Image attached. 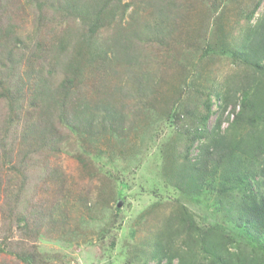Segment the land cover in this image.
Returning a JSON list of instances; mask_svg holds the SVG:
<instances>
[{
	"label": "trees",
	"instance_id": "16d2710c",
	"mask_svg": "<svg viewBox=\"0 0 264 264\" xmlns=\"http://www.w3.org/2000/svg\"><path fill=\"white\" fill-rule=\"evenodd\" d=\"M26 1L31 5L36 0ZM19 3L0 0V104H4L0 107V251L14 254L17 264H47L36 246L11 251L6 242L9 233L19 224L22 235L34 240L40 227L52 220L54 204L64 195L65 175L57 161L65 144L74 137L97 146L106 135L125 134L128 111L123 95L143 97L145 90L155 92V84L170 83L163 80L168 73L150 69L169 68L168 57L160 60L159 53L146 48L157 42L160 49L172 48V65L177 68L171 77L178 76L186 86L188 70L199 75V59L222 56L236 70L225 75L218 68L216 74L210 69L204 76L207 84L197 83L184 102L179 96L168 97L163 110L172 118L174 107H181L182 126L177 132L184 141L182 149L175 146L173 153H167L164 169L170 170L172 184L184 197L198 202L203 197L202 203L212 207L218 219L202 226L187 205H175L149 229L146 259L138 264H264V10L252 20L264 0H251L241 8V22L235 23L240 34L229 41L228 33L221 32V22L217 23L221 17L210 33L216 34L214 39L203 26L205 34L198 35L194 52L180 45L183 40L175 45L169 41L176 29L175 13L182 6L179 0H39V9L51 7L69 24L58 32L60 23H54L52 35L36 42L30 57L14 18ZM214 4L215 10L226 5L222 0ZM148 8L156 17L139 22L138 11ZM214 15L211 10L207 17L213 20ZM41 17L40 10L36 21L44 24ZM27 40L32 42L31 37ZM107 63L113 65L107 68ZM115 70L121 79L108 88ZM98 78L104 82L97 90ZM169 88L182 91L172 84ZM102 91L107 93L100 98ZM225 120L227 128H223ZM80 159L88 163L83 155ZM94 169L99 168L93 164L90 176L98 178ZM112 177H100L104 182L97 186V200H105ZM41 183L49 196L40 202L29 200L34 193L28 190ZM112 193L123 195L116 186Z\"/></svg>",
	"mask_w": 264,
	"mask_h": 264
},
{
	"label": "rangeland",
	"instance_id": "374dc122",
	"mask_svg": "<svg viewBox=\"0 0 264 264\" xmlns=\"http://www.w3.org/2000/svg\"><path fill=\"white\" fill-rule=\"evenodd\" d=\"M38 1L29 5L28 1L20 0L18 8L15 9L14 18L20 27L21 38L30 47V50L26 51L27 57L33 54L37 47L36 42L52 35L54 23H60L58 32H61L69 24L62 20L61 16L55 14L53 8L41 6L39 9ZM179 1L182 5L180 6L181 10L175 13V15L178 13V19L173 21L176 27L174 31L176 40L173 41V38L169 41L175 45L183 40L180 45L185 48L189 47L194 52L193 45L196 46L199 43L198 35L205 34L203 26L207 36H210L211 39L215 38L216 34L210 33H212V27H215L218 17H221L217 22H221L219 24L221 32L228 33L225 36L227 41L232 39V36L239 35L240 28L235 23L241 22L239 20L241 8L249 4L251 0H222L226 5H219L216 10L214 9L216 7L214 0ZM224 8L225 12L222 11ZM40 10L43 14L40 21H44V24L36 21ZM211 10L215 11L213 20H209L207 17ZM263 10L264 4L261 5L252 20L255 21ZM138 14L142 16L139 17V22L156 17L150 8L145 11L141 9ZM28 37H31L32 42L29 43ZM47 41L50 39L47 38ZM146 48L159 53L158 59L160 60L165 57L169 58V68L150 69L168 73V76L163 77V80H169L170 83L167 85L164 83L155 84V92L145 90L143 97L138 94L136 97L123 95L122 104L128 111L124 122V127L128 131L125 134H115L111 138L106 135V139H100L97 146H91L89 139L79 143L74 137L70 143L64 145L61 158L57 161L65 175L64 195L57 198L58 200L54 197V203L55 200L57 201L54 204L56 207L52 213L53 218L50 223L45 222L46 225L40 227L41 232L34 240L27 234L23 236L24 231L17 228L19 224H14L12 232L9 233L11 236L6 241L11 251H20L26 247L36 246V249L43 253L47 264H138L146 259L144 251L147 250L149 229L156 224L155 220L160 217L162 219L164 215L175 208V205H187L202 226H208L218 219L210 211L212 207L209 209L204 202L202 203L203 197L201 202L184 197L183 193L172 184L170 170L164 169L167 153H173L175 146L176 149L177 147L182 149L184 141L177 132L178 128L182 126L181 107L179 105L174 107L175 115L172 118H168L163 110L167 107L166 99L168 97L175 99L179 96L180 101L184 102L191 96L190 94L195 92L194 86L197 83L207 84L204 80L207 77L204 76L209 74L210 69L214 70V74H216L218 68L221 73L226 75L235 71L236 68L231 63L227 64L226 58L218 55L207 57L202 61L199 59L197 61L199 65L196 67L200 68L199 75L195 76L196 70L194 69L188 70L186 82L189 81L190 84L186 86L185 83L180 82L178 76H175L177 79L171 77V72L177 67L172 65L175 53H170L172 48L169 45L160 49L156 42L147 44ZM54 49L53 47L52 50ZM196 51H200V49H196ZM150 53L152 52L148 54ZM197 54H195V58H197ZM153 57L154 55L148 60H152ZM180 59L182 58L180 57ZM111 65L113 64L107 63L106 67L109 68ZM114 66L122 68L120 64ZM145 68L148 66L145 65ZM113 74L114 76L108 81V88L117 84L121 79L118 71L115 70ZM103 82L99 78L96 79L97 90ZM171 84L174 87L179 86L182 91L171 90L169 88ZM92 91L94 97H99L96 91ZM134 92L137 93V90ZM106 93L107 91H102L100 98L105 97ZM2 106L4 107L3 102L0 104V107ZM135 106H139L141 109L139 108V110ZM213 108L216 109V106ZM238 109L239 107L236 111ZM230 111L229 109L225 115L227 116ZM234 115L232 112L230 119H233ZM215 116L210 118L209 127L214 124ZM228 125L229 121L225 120L223 128H227ZM196 152L195 150L192 154ZM98 154L101 156L100 159L97 157ZM82 155L88 162L86 165L80 159ZM93 164L99 168L94 169L98 173V178L90 176ZM109 174L113 175L110 180V192L106 193L105 200L99 197L97 200V186L104 182L100 177L105 178ZM57 183H54V190ZM63 185L62 182L59 187L62 188ZM115 186L116 190L122 192V196L112 193ZM43 188L41 183L31 191L28 190L30 194L34 193L33 196H29V200L33 198L40 202L49 196V191H44ZM67 198L70 199L69 205L66 204ZM154 203H157L155 206L156 215L152 216L151 211ZM1 241H3L2 235H0V243ZM14 256L12 253L0 251V264H17ZM154 263V261L149 262V264ZM20 264L22 263L20 262Z\"/></svg>",
	"mask_w": 264,
	"mask_h": 264
}]
</instances>
